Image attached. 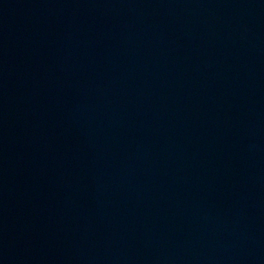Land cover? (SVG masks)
<instances>
[{
  "label": "water",
  "instance_id": "obj_1",
  "mask_svg": "<svg viewBox=\"0 0 264 264\" xmlns=\"http://www.w3.org/2000/svg\"><path fill=\"white\" fill-rule=\"evenodd\" d=\"M218 264H264V0H68Z\"/></svg>",
  "mask_w": 264,
  "mask_h": 264
}]
</instances>
